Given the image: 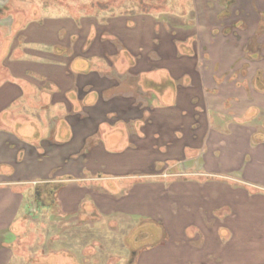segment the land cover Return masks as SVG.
I'll return each instance as SVG.
<instances>
[{
    "label": "crops",
    "instance_id": "1",
    "mask_svg": "<svg viewBox=\"0 0 264 264\" xmlns=\"http://www.w3.org/2000/svg\"><path fill=\"white\" fill-rule=\"evenodd\" d=\"M123 18V36L117 34L116 23L107 24L103 36L113 33L114 43L108 44L113 49L100 41L99 45L113 56L109 62L101 51L91 57L97 63L98 75L93 77L87 75L86 61L77 59L74 45L64 39H69L66 23L56 34L61 36L58 43H53L44 28L46 34L39 41L30 27L23 32L14 28L13 38L0 50V187L27 186L32 179L34 195L49 186L53 171L63 172L61 153L67 142H76L79 125L74 123L85 121L83 116L102 115L104 123L112 126L107 131L120 127L121 137L111 139L113 149L105 145L102 150L98 142L86 152L90 136L85 134L81 145L72 148V155L82 153L84 161L65 166L63 173L69 179L74 181L82 174L91 181L112 179V174L135 172L134 178L150 180L158 165L176 171L171 173L176 180L170 186L160 182L154 187L141 181L129 189L95 193L97 207L109 203L110 210L104 212L139 220L138 228H146L135 239L131 234L132 241L153 238L149 247L131 251L126 264H264V196L258 195L264 191V129L258 130L262 131L259 138L247 124H228L225 127L231 134L224 137L220 129L214 132L209 122L201 120L202 116L208 120V110L201 103L206 86L197 72L202 63L196 56L198 45L187 47L182 56L178 29L169 30L149 17L142 18L152 21L147 27L134 24L132 14ZM6 19L1 13L0 32L5 30L2 23ZM134 26L138 33L132 32ZM18 32L25 36L21 43L16 39ZM118 36L129 56L124 72L115 60ZM54 54L60 63L53 64ZM256 83L257 88L250 89L257 95L258 107H264L263 84ZM91 94L93 104L85 105ZM166 97L171 103L163 102ZM50 107L64 110L54 129L46 124V116H52L47 112ZM106 116L114 118L106 121ZM54 131L60 134L54 137ZM51 149L56 151L55 164L46 159ZM85 169L90 178L84 175ZM214 180L245 184L249 189ZM15 194L25 196L11 195Z\"/></svg>",
    "mask_w": 264,
    "mask_h": 264
},
{
    "label": "rangeland",
    "instance_id": "2",
    "mask_svg": "<svg viewBox=\"0 0 264 264\" xmlns=\"http://www.w3.org/2000/svg\"><path fill=\"white\" fill-rule=\"evenodd\" d=\"M220 10L215 0H0V14L4 13L8 18L2 23L5 26L2 28L5 30L0 32V50L4 49L6 42L13 38L12 32L14 28L18 27L21 32L30 27L29 29L33 31V35L38 41L44 39L43 34H46L43 31L44 28L53 43H58V40L61 42V36H56V34L66 23L69 39L67 36L64 39L69 40V44L66 42L68 45H74V49H77V59L86 61L87 75L93 77L98 73L94 68L97 63L95 60L92 61L91 57L101 51L100 54L107 55L104 58L109 62L113 56L112 51L109 52L110 54L103 52V46L99 45V41L100 44H107V47L109 43L110 45L114 43L112 41L113 33H109V37L108 35L103 36V33L107 31V24L109 22L116 23L117 26L114 25V27L117 34L123 36L124 31L120 29L125 24L123 16L132 14L134 24L138 23L142 27L151 26L152 21L142 19L149 17L150 20H156L162 26L168 27L169 30L178 29V32H175L180 39L178 42L180 41L182 56L185 52L183 50L187 47L198 45L196 46V56L202 63L199 64L197 72L199 71L198 74L201 75L206 86L201 103L204 102V107L208 110V120H206V116H202L201 120L205 124L209 122L210 128L214 132L220 129L223 137L224 134H231L225 127L228 124H247L251 131L255 129L254 133H257L255 137L259 138L261 135L259 132L262 133V131L258 130L264 129V107H258V100L255 99L257 95L252 90L257 88L258 84L252 81L255 78L256 70H264V44H262V61L249 62L243 47L231 46L233 37L222 36V31H225L224 24H221L220 27L219 19H217ZM245 23L250 25L252 21L245 19ZM243 26V24L242 26L239 24V28H243ZM107 27L109 28V26ZM222 28L223 30H221ZM131 30L138 33L135 26ZM21 32H18L19 34L16 36L19 43L24 41L25 37ZM132 32L130 31V34ZM241 35H243L242 32ZM119 39L120 36H118L115 60L118 64L123 65L124 68L120 67L119 69L124 72L125 61L129 56L126 48L119 45ZM260 40L261 43H264V27L261 29ZM122 41L125 42L124 39ZM251 48L254 52L258 50L256 44H253ZM108 49L113 48L109 46ZM233 49L237 52L238 57ZM56 55H53V64L61 61ZM137 59L141 61L140 56ZM243 77L246 79H242ZM236 81L241 82L236 83ZM250 82L253 84L250 85ZM238 88H240V93H238ZM261 89L264 91V85ZM244 90L246 93L243 92ZM208 91L210 93L212 91V94H208ZM92 94L86 98L85 105L93 104L94 95ZM163 102L171 103L169 97H166ZM64 104L65 102L59 106ZM47 112L49 114L52 112V116H46V124H51L53 127L54 122L60 118L58 114H63L64 110L62 107H50ZM83 117L86 118L85 121L74 123V125H79V128H75L76 142L73 143L70 139L61 153L63 172L66 170V165L71 167L74 165V161L79 163L84 161L82 153L72 155L74 151L72 148L76 144L78 147L81 145L85 134L90 136L85 143L86 152L96 146L98 142L102 150H105V145L113 149L110 147L111 139L120 138L122 135V133L119 134L120 127L115 131H107L112 126L104 123L105 116ZM107 118L109 121L114 117L106 116V121ZM199 120L200 115L198 116ZM198 133L204 134V132ZM59 134V132H52L54 137ZM261 138H264V135ZM120 147L124 148V145L121 143ZM55 152V149L48 150L46 158L53 160V164L57 161ZM65 152L68 155H65ZM50 154H53L52 158L49 157ZM94 163L96 162L94 161ZM164 166L158 165L157 173L152 174L149 177L150 180L134 178L135 172H130L125 173L126 175L112 174V179L104 177L93 181L85 179L82 174L73 181L62 171L55 170L51 184L42 187L48 196L41 190L44 198L47 196L46 208L40 205L35 199V194L33 195L35 185L32 179L30 180L31 184L27 186L23 184L2 185L3 187H0V264H126L131 251L135 252L149 247L153 238L151 236L148 241L147 238L141 239L140 242L132 241L131 234L135 239V236L138 237L142 231L146 232V228H138L139 220H133L118 213L104 212V209L110 210V207L106 206L109 203L104 204L103 207H97L94 201L99 196H96L95 193L120 187L129 189L141 181L145 184L150 182L149 185L152 184L154 187L156 183L160 184V182L170 186L176 180L171 177V173L175 174L176 171L171 172V168ZM145 172L147 171H144L143 174ZM84 175L86 178L92 176L87 173L86 169ZM38 181L40 180L36 179V183ZM217 182L236 185L240 189H249L245 184L232 181L214 180V183ZM12 192L25 193V196L19 194L12 196ZM255 193L256 197L258 192ZM262 193L264 191L258 195L264 196ZM50 197L55 203L51 207L48 205L51 203L49 202ZM102 209L103 211H100Z\"/></svg>",
    "mask_w": 264,
    "mask_h": 264
},
{
    "label": "flooded vegetation",
    "instance_id": "3",
    "mask_svg": "<svg viewBox=\"0 0 264 264\" xmlns=\"http://www.w3.org/2000/svg\"><path fill=\"white\" fill-rule=\"evenodd\" d=\"M215 2L221 9L218 13V22L220 23V27L221 24H224L225 28V31H222V36L233 37L231 46L243 47V50H246V58L249 62H261L263 57L262 44L264 43H261L260 37L261 29L264 27V0H215ZM245 19L251 20L253 22L252 26L246 24ZM239 24L241 26L243 24V28H239ZM221 30H223V28ZM241 32L243 35H241ZM253 44L257 46L258 50L256 52L251 48ZM262 71L264 72V70L261 69L256 70L255 83L260 82L264 85V73ZM41 190L45 192L43 189ZM41 190H37L35 199H37L40 205L46 208L48 193L45 192L47 196L44 198V194L41 193ZM49 200L51 203L48 205L51 207L55 203L52 202L51 197Z\"/></svg>",
    "mask_w": 264,
    "mask_h": 264
}]
</instances>
